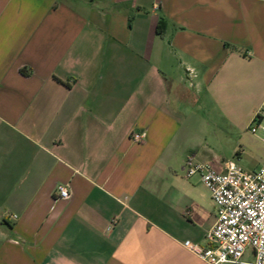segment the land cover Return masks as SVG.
I'll return each instance as SVG.
<instances>
[{"label":"crops","instance_id":"0c3cea01","mask_svg":"<svg viewBox=\"0 0 264 264\" xmlns=\"http://www.w3.org/2000/svg\"><path fill=\"white\" fill-rule=\"evenodd\" d=\"M263 102L264 0H0V264H205L185 161Z\"/></svg>","mask_w":264,"mask_h":264},{"label":"built area","instance_id":"2783aa9c","mask_svg":"<svg viewBox=\"0 0 264 264\" xmlns=\"http://www.w3.org/2000/svg\"><path fill=\"white\" fill-rule=\"evenodd\" d=\"M249 130L254 135L264 132V102ZM132 138L142 142L146 134L135 133ZM185 170L189 177L200 175L217 217L206 234V246L189 240L183 246L205 264H264V163L259 170L248 172L228 160L217 170L191 155ZM56 192L58 199L71 198L69 185L57 186Z\"/></svg>","mask_w":264,"mask_h":264},{"label":"rangeland","instance_id":"374dc122","mask_svg":"<svg viewBox=\"0 0 264 264\" xmlns=\"http://www.w3.org/2000/svg\"><path fill=\"white\" fill-rule=\"evenodd\" d=\"M251 121L252 119L241 131V134L233 136L228 142L212 136L204 137L203 143L210 150V155L219 162L234 161L239 167L248 172L259 170L264 163V132H258L254 135L249 130ZM238 151L242 154L239 155Z\"/></svg>","mask_w":264,"mask_h":264},{"label":"trees","instance_id":"16d2710c","mask_svg":"<svg viewBox=\"0 0 264 264\" xmlns=\"http://www.w3.org/2000/svg\"><path fill=\"white\" fill-rule=\"evenodd\" d=\"M162 26H164V23L161 21V22L159 23V30H161V33L163 32V28H162Z\"/></svg>","mask_w":264,"mask_h":264}]
</instances>
